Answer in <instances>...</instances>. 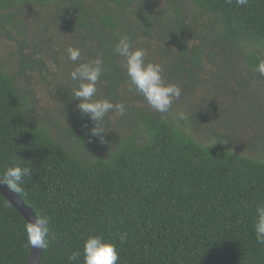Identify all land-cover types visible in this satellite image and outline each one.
<instances>
[{
  "label": "trees",
  "instance_id": "obj_1",
  "mask_svg": "<svg viewBox=\"0 0 264 264\" xmlns=\"http://www.w3.org/2000/svg\"><path fill=\"white\" fill-rule=\"evenodd\" d=\"M189 1L208 17L191 48L196 32L185 22L182 0H107L96 13L85 0H0V36L20 6L56 7L69 27L94 44L91 58L102 59L107 69L100 78L110 99L125 80L124 60L115 52L124 34L133 44L137 34L171 33L178 78L198 69L203 53L243 54L253 70L264 60V0L244 6L235 0ZM30 56H21V76L34 69ZM16 79L0 69V180L8 167L31 169L23 191L15 193L36 217L48 218L40 264H83L82 256L69 257L89 235L116 245L117 264H264V244L253 229L255 208L264 203V160L196 141L185 131L188 118L148 110L135 112L128 132L109 137L113 144L104 147V133L102 139L91 135L94 123L75 112L67 127L52 121L62 141L29 122L35 102L20 92ZM65 102L68 107L67 97ZM26 223L0 195V264H27Z\"/></svg>",
  "mask_w": 264,
  "mask_h": 264
},
{
  "label": "rangeland",
  "instance_id": "obj_2",
  "mask_svg": "<svg viewBox=\"0 0 264 264\" xmlns=\"http://www.w3.org/2000/svg\"><path fill=\"white\" fill-rule=\"evenodd\" d=\"M85 1L92 13L104 9L107 4V0ZM158 6L154 5V10ZM181 6L186 24L196 32L189 38L188 48H191L199 44V27L208 22V17L200 15L189 0H182ZM60 13L54 6H20L12 25L0 36V69L17 75V88L21 93L31 95L35 102L29 122L51 129L53 135L62 140L63 135L53 128L52 121L58 120L61 126L67 127L76 119L79 101L72 98V90L77 82L70 78V73L78 63L92 60L90 47L94 44L89 43L90 39L84 41L76 33V27H69L66 16ZM134 17L131 13L133 24ZM176 44L171 33L161 35L158 30L150 36L137 34V40L132 44L133 48L145 50L146 62L161 65L165 83L181 88L180 98L173 102L167 113L156 112L142 95L129 91L130 83L125 71V80L116 98L108 97L104 81L99 79L94 99H108L113 104L123 103L126 107L123 115L114 111L106 115L103 147L113 144L109 137L125 135L138 112L148 110L170 119H176L177 114L183 112L191 121L185 131L196 141L219 143L234 153L264 160V76L249 67L243 54L228 51L224 57L219 53L212 56L203 53L200 67L192 68L189 77L180 74L178 78L176 67H172ZM68 46L80 50L79 61L73 62L68 58ZM22 54L27 59L31 55L35 62L33 71L25 69L24 76L19 74Z\"/></svg>",
  "mask_w": 264,
  "mask_h": 264
},
{
  "label": "clouds",
  "instance_id": "obj_3",
  "mask_svg": "<svg viewBox=\"0 0 264 264\" xmlns=\"http://www.w3.org/2000/svg\"><path fill=\"white\" fill-rule=\"evenodd\" d=\"M227 2L232 3V0H227ZM235 3L244 6L248 0H235ZM115 52L124 60L123 68L130 83L128 90H134L142 95L147 104L156 112L167 113L173 102L180 98L181 88L176 84L165 83L161 75L163 71L161 65L146 62L145 50L133 48L128 35L124 34L120 37L115 45ZM67 53L71 61L80 60L81 53L78 48L68 46ZM106 70L102 59L97 58L89 62L78 63L70 73V78L77 82V86L72 90V98L79 101L77 108L80 114L87 115L94 123V127L89 130L91 135L101 139L103 138L102 134L106 132L103 127L106 115L112 111L123 115L126 111L123 103L113 104L108 99H94L97 93V82ZM254 71L264 76V60L258 63ZM177 119L186 120L187 116L185 113L179 112ZM30 174L31 169L28 167L11 166L5 169L3 182H6L10 190L20 193L23 191L24 178ZM47 225L48 218L46 216L35 217L34 221L26 223V247L40 249L48 247L49 230ZM253 229L256 241L264 244V203L258 204L255 208ZM120 239L124 240V234ZM81 256L83 264H117L119 259L116 245L105 240L102 235H89L83 241L82 250L74 251L69 259L77 261Z\"/></svg>",
  "mask_w": 264,
  "mask_h": 264
},
{
  "label": "water",
  "instance_id": "obj_4",
  "mask_svg": "<svg viewBox=\"0 0 264 264\" xmlns=\"http://www.w3.org/2000/svg\"><path fill=\"white\" fill-rule=\"evenodd\" d=\"M0 195L11 204L17 212L25 219L26 222L34 221L35 215L33 212L24 205L20 197L10 190L7 185L0 180ZM43 249L30 247V253L27 264H40L42 258Z\"/></svg>",
  "mask_w": 264,
  "mask_h": 264
}]
</instances>
